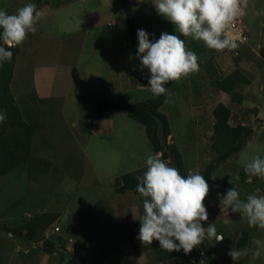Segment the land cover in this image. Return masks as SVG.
Segmentation results:
<instances>
[{"label": "rangeland", "instance_id": "obj_1", "mask_svg": "<svg viewBox=\"0 0 264 264\" xmlns=\"http://www.w3.org/2000/svg\"><path fill=\"white\" fill-rule=\"evenodd\" d=\"M49 1L43 8L47 12H43L45 19L40 22L38 45L33 55L26 56L17 65L16 74H19L12 92L22 108L29 102L26 94L36 91L39 96L53 94L54 97L39 99L38 122L32 125L35 129L30 158L0 179V264H119L123 255L128 258L123 246L112 248V252L106 246L97 248L100 243L124 242L121 227L124 232L131 230V225L118 227L115 221L110 206H115L114 188L119 178L115 179L114 188L112 181L119 174L146 166V157L152 154L151 144L144 126L119 110L110 108L112 115L104 116V119L111 118L113 129L107 134L98 132V122L91 133L83 127L90 128L93 120L96 121L95 110L102 100L135 103L150 95L148 78L133 65L134 54L125 17L133 21L136 31L145 29L155 33L157 38L162 32L172 33L174 25L156 12L150 0L134 5H126L124 0ZM29 2L38 3L36 0H0V9L6 5V12L13 10L9 13L12 14ZM244 19L251 33L250 42L255 46V42L264 39L260 36L264 31V0H249ZM42 25H49L50 30L42 31ZM184 39L186 47L199 58V71L169 81L166 88L171 96L159 107L169 121L170 141L185 159L182 175L188 174L185 166L200 172L214 157L210 147L209 110L224 101L215 84L236 68L241 71L238 72L241 77L249 79L248 85L238 83L243 88L239 90L251 99L255 96L261 120L253 111L245 115L243 106L229 104L230 124L244 123L253 131L237 153L215 168L208 194L220 199L218 194L222 196L228 188L236 187L242 200L250 194L264 195V182H247L251 178L244 181L243 174H239L254 156L264 157V75L252 74L260 66V60H264L259 52L264 40L258 53L252 54L246 59V65L240 67V57L234 49L216 50L191 36ZM120 46V53L110 54ZM120 62L123 73L134 81L132 85L129 79H123L122 83L118 80ZM24 74L25 78L19 80ZM222 94L228 96L225 92ZM29 100L33 101L31 96ZM77 130L83 133L81 138ZM144 199L141 197L140 202ZM208 199L204 201L208 220L201 223L205 227L210 222L218 226L224 215L219 214L231 212L226 208L216 211ZM43 214L52 218L46 227L37 220ZM29 222L35 224L31 234L25 227ZM234 222L245 226L247 216L240 213V218ZM246 228L251 234L249 224ZM257 236L247 258L242 256L247 264H264V227ZM46 243L52 246L49 251H46ZM195 248V253L190 251L189 257H194L198 264H206L208 255ZM255 251L260 255L253 258Z\"/></svg>", "mask_w": 264, "mask_h": 264}, {"label": "clouds", "instance_id": "obj_2", "mask_svg": "<svg viewBox=\"0 0 264 264\" xmlns=\"http://www.w3.org/2000/svg\"><path fill=\"white\" fill-rule=\"evenodd\" d=\"M147 2V0H142ZM155 10L174 25L172 33H155L137 30L135 57L141 67H146L148 91L154 97L171 96L166 85L179 80L200 68L197 54L186 47L184 37L202 40L208 48L223 50L238 47L236 38L226 34L228 26L237 18L246 15L248 0H150ZM43 15L35 3L29 2L9 14L0 9V66L13 58L11 48L24 41L28 33H35L36 24ZM179 33L180 35H177ZM181 36L183 38H181ZM151 37V39H150ZM7 45L8 47H5ZM131 58V56H130ZM7 113L0 109V124ZM146 171L137 177L136 191L143 200L138 238L142 243L158 241L163 250L189 253L205 239L219 242L224 236L217 232L215 224L202 225L208 220L204 203L209 193V183L200 172L182 175L180 170L161 158L160 153L149 154L145 160ZM246 173L264 178V157L254 156L244 165ZM257 193L259 189L256 190ZM219 206L230 208L232 213L247 216L250 227H264V195L250 194L240 198L236 187L228 188L222 196L218 194ZM249 254L247 248L230 249L233 261ZM253 258L260 255L252 253Z\"/></svg>", "mask_w": 264, "mask_h": 264}, {"label": "trees", "instance_id": "obj_3", "mask_svg": "<svg viewBox=\"0 0 264 264\" xmlns=\"http://www.w3.org/2000/svg\"><path fill=\"white\" fill-rule=\"evenodd\" d=\"M124 23L128 28L130 43L133 49V65L138 73L148 78L150 75L148 69L141 67L139 59L135 57L138 40L134 23L129 17H125ZM0 44H3V42L0 41ZM4 46L8 47L7 45ZM11 51L13 52L12 60L0 66V109H3L7 113V119L3 124H0V179L21 167L30 158L32 135L35 129L32 127L33 123L23 119L17 100L11 91L10 84L17 48L14 46L11 48ZM259 52L264 59V47H261ZM238 72L235 69L215 84L217 90L227 93L233 102H240L241 100V94L236 91L237 84L247 83V80L241 77L239 75L240 72ZM165 99L166 97L163 94L159 97H154L150 93L149 97L135 103L102 100L99 102L95 114L111 108L124 112L133 120L142 124L153 151L160 153L162 159H168L171 166L178 168L182 174L184 172V163L181 152L170 141L171 130L169 121L167 116L159 110ZM252 111L255 112L254 110H246L243 114L247 115ZM231 114V110L222 102H218L212 109L213 124L210 147L215 155L200 170V173L205 176L208 183L215 168L231 155L237 153L253 131L250 125L244 123L232 126L229 121ZM83 130L87 132L88 128L84 126ZM142 174L143 172L138 174L128 172L121 174L115 185V191L123 192L129 189L134 194H139L136 191L137 177ZM37 220H41L42 227H46L51 223L52 218L43 214ZM25 227H28V233L31 234L35 228V224L34 222H29ZM12 231L14 233L16 228L12 229ZM249 240L250 232L241 230L238 234L236 248H247ZM46 244V251H49L52 246L49 243Z\"/></svg>", "mask_w": 264, "mask_h": 264}, {"label": "crops", "instance_id": "obj_4", "mask_svg": "<svg viewBox=\"0 0 264 264\" xmlns=\"http://www.w3.org/2000/svg\"><path fill=\"white\" fill-rule=\"evenodd\" d=\"M38 3H36V6L39 10L43 12H47L44 11L43 8H46V6H48L49 4V0H36ZM249 1V0H248ZM42 3H45L44 6H40ZM56 5H58L59 3H55ZM53 7V6H52ZM52 7L50 8V10L52 9ZM6 5L5 8L3 10L6 11ZM14 12L13 10L10 11L9 13ZM43 17L45 19V16H41L40 19L38 20L37 24H36V32L35 33H28L26 38L24 39V41L22 43H20L19 45H16L15 47L17 48V54L15 56V60H14V65H13V75H12V79H11V91H12V85L14 83H16L15 78H16V74L17 71V65L21 64V61L23 60V58H25L26 56L29 55H33L35 52V48L38 45V40L40 38V33L39 29H40V22L43 20ZM110 21V20H108ZM107 21V24H108ZM110 24V22H109ZM48 28V30H50V26L46 25L41 27L42 31L44 29ZM248 29V28H247ZM249 31V38L247 43H238V47L235 48L233 50V52L236 55H239L240 57V61L238 62L239 65H241L240 67H244V64L246 65V59L250 58L252 56V54H257V50L260 48L261 43H263V40L261 42L257 41L255 42V46L253 44H251L250 42V30ZM44 35L47 36V32H44ZM264 35V31L260 32V36ZM47 38V37H46ZM45 40V39H44ZM43 43V41H41ZM55 44V43H54ZM40 45V43H39ZM121 46L117 49H113L111 50L110 54L111 55H115L116 52L118 51L119 53L121 52ZM121 60V57H120ZM260 66H257L254 71H252V74H258V75H264V60H260ZM239 67V68H240ZM236 69V68H235ZM242 70V69H241ZM234 71V70H233ZM241 72V71H240ZM117 74H118V80L120 81V83H122L123 79H129L131 81L130 85H132L134 83V81L127 75L123 73V68L121 65V62L119 63V67L117 70ZM25 78L26 74L24 75H20L19 76V80H21V78ZM246 79V78H245ZM245 85L249 84V79H247V83H242ZM242 84H237L236 87V91H238L241 94V100L240 102H233L231 101L229 95L226 96L223 93V91H220L219 93H221V97L224 99V101H220L222 103H224L225 105L229 107L230 103H236L238 105H241L244 107L243 112L246 111L247 109H253L254 115L257 116L260 120H261V109H260V105L259 103H257L255 100V96H253V99H251L250 97H247L245 95L244 91H240L242 88ZM240 89V90H239ZM248 89V88H247ZM244 89V90H247ZM248 91V90H247ZM244 92V93H243ZM13 93V92H12ZM31 94V93H30ZM30 94H26L25 96L28 99V109L25 110L27 108V106L25 107H21L19 106L18 102V106L19 109L21 111V114L23 116V119L25 121L34 123V122H38L37 120V116L39 115L38 109H37V105L39 103V99H49L54 97L53 94L51 95H47V96H39L37 95L36 91L34 93ZM14 95V94H13ZM29 96L32 97L33 101L29 100ZM16 99V97H15ZM26 101V100H25ZM27 102V101H26ZM32 102V104H31ZM218 103V102H217ZM216 103V104H217ZM214 104L213 107H211V109L209 110L210 112V117L212 119L211 121V125L213 124V117H212V109L214 108V106L216 105ZM22 108V109H21ZM200 110V109H198ZM236 110H240V108H236ZM112 115V112H110L109 109L102 111L101 113H99L97 116L96 121L93 120V125L88 128L87 132H92L94 129V126L96 125V122H98V132L100 134H107L108 132H111L113 129L110 127L112 124L111 122V118L106 116V119H104L105 115ZM37 119V120H36ZM37 126V124H36ZM83 135V133L80 130H77V136L78 138H81ZM143 145H146L143 141ZM146 148V147H145ZM151 153L152 154H156L151 146ZM182 155V154H181ZM182 160L183 163L185 164V159L182 155ZM185 170L186 172L192 173L195 172L193 168H190L188 166H185ZM243 170V171H242ZM241 172L239 174H243L244 176V181H247V178L250 179L247 182H253V183H259L260 182H264V178L262 177H256L255 175H251L249 173H246L244 169H242ZM146 171V166H144L142 169H135L132 172H128L131 174H138V173H142ZM240 171V170H239ZM121 174L115 176L113 178V188L115 185V179L119 178ZM254 181H253V180ZM115 191V188H114ZM117 195V196H116ZM119 195V196H118ZM208 196H210V198L208 199ZM141 197L140 194H134L131 190L126 189L123 192H116L115 191V195L113 198V204L115 206L112 207V205L110 206L111 210L114 212L115 215V221L118 223V227L121 226H127V225H131V230L130 232H124L122 227H121V231L123 232V240L124 242H118L115 243V241L111 242V243H100L98 244V249L101 247L106 246V248H109V251L112 252V248L114 250H116V248L123 246L125 249V253H127L128 258H123L122 256V261L119 262V264H188V260H189V253L185 254L183 252V250L177 252V251H173V252H169L166 250H163L159 247V243L156 240H153L152 244H147V243H142L139 238H138V231H139V227H140V221L139 218L140 216L143 214V203L140 202L141 201ZM209 200L208 202H211L210 205L215 209L216 211H222L223 210V204L221 203L219 206V198L217 196H214L213 194H208L205 198V200ZM115 201V202H114ZM220 207V208H218ZM218 208V209H217ZM227 210H230V208H226ZM224 214V215H223ZM220 216L223 215V217H219L220 220L218 222V226H216L217 228V232L221 235L224 236V239L217 242L215 241V239L213 240H209V239H205V242H202L200 246H198V248L201 250V253H203L204 255H208V260H205L206 264H247L246 261L243 259V257L238 258L237 260L233 261L232 257H230V255H228L229 250L232 249H237L236 248V242H237V238H238V234L241 230H247L246 228V224L245 226H241V225H236V223L234 221H236L237 219L240 218V213H227V211L222 212V214H219ZM262 227L260 226H253L250 227L251 230V234H250V240L247 246V249L249 250L252 246V243L254 242V240L258 237L257 235H259L260 231H261ZM204 249L206 251H204ZM90 250V249H89ZM196 248L192 249L191 252L195 253ZM250 253V251H249ZM98 256V255H97ZM206 256H204L206 258ZM97 258L100 259V257L98 256ZM245 258H247V256H245Z\"/></svg>", "mask_w": 264, "mask_h": 264}, {"label": "built area", "instance_id": "obj_5", "mask_svg": "<svg viewBox=\"0 0 264 264\" xmlns=\"http://www.w3.org/2000/svg\"><path fill=\"white\" fill-rule=\"evenodd\" d=\"M142 0H124L126 5H134ZM226 34L229 37L236 38L237 43H247L249 38V31L245 24L244 16L234 20L226 31ZM55 231H58V227L54 228ZM195 249V247L193 248ZM189 264H198V261L194 257H189Z\"/></svg>", "mask_w": 264, "mask_h": 264}, {"label": "water", "instance_id": "obj_6", "mask_svg": "<svg viewBox=\"0 0 264 264\" xmlns=\"http://www.w3.org/2000/svg\"><path fill=\"white\" fill-rule=\"evenodd\" d=\"M204 251H206V250L204 249Z\"/></svg>", "mask_w": 264, "mask_h": 264}]
</instances>
